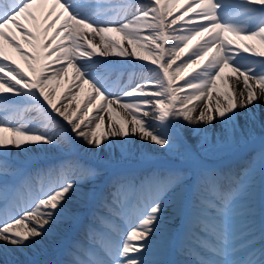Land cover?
Instances as JSON below:
<instances>
[{
	"label": "snow or ice",
	"instance_id": "snow-or-ice-1",
	"mask_svg": "<svg viewBox=\"0 0 264 264\" xmlns=\"http://www.w3.org/2000/svg\"><path fill=\"white\" fill-rule=\"evenodd\" d=\"M136 59L154 67L112 79ZM69 69L58 104L51 86ZM137 141L167 161L144 151L143 175L105 177ZM240 154L239 169L207 159ZM85 211L65 259H39ZM174 252L264 264V0H0V264H173Z\"/></svg>",
	"mask_w": 264,
	"mask_h": 264
},
{
	"label": "bare ground",
	"instance_id": "bare-ground-1",
	"mask_svg": "<svg viewBox=\"0 0 264 264\" xmlns=\"http://www.w3.org/2000/svg\"><path fill=\"white\" fill-rule=\"evenodd\" d=\"M182 11H183V9H181L180 12L174 13V15H180ZM169 19H171V17H169ZM186 19H187V17H186ZM16 39L21 44V46L23 47V49L25 51H31L28 48V45L25 44L23 39L20 37L19 32H16ZM5 47L8 51V53L10 54V56L12 57V59H14L17 63H19L21 65L22 68H25V71H27L26 65L24 64V61L21 59L20 55H18L15 52V50L13 48H11L10 46H8L7 44H5ZM107 59L113 60V59H123V58L109 57ZM131 63L136 64V65L152 66L150 64V61H140L138 59L132 60ZM178 63H179V61H178ZM52 67L56 68V67H59V65L53 64ZM226 72H227V70H226ZM71 76H72V70L69 69L68 77H61L58 83L54 82L53 85L51 86V88L53 90V98L55 100H57L58 104H64V103H68L70 101V96L68 97L67 101L60 99V97L62 95H67V89L69 88V86L71 84ZM179 83L182 84L183 81H180ZM77 92H79L78 88L72 89V94H75ZM86 93H87L86 90H84V92H80V95L78 96L77 101L71 102L72 108H75L77 103H80L81 106L83 107V104L85 102ZM137 144H139L140 147L134 148L132 150L131 155H129L128 158H126L124 160L120 159V150H116L115 159H113L111 161V167L104 168L105 174H109V175L114 174V173L119 174L120 171L123 172V170L126 169L127 167L135 166L136 162H137L136 156L141 155V153L144 151H151L152 152V156L156 159L155 163L163 164L167 161L168 158L163 154L162 150L156 148L155 146L147 145V144H140L139 141H137ZM13 152L15 153V150H13ZM36 155L39 157V159L37 161H34V162H37V165H41V163H43L45 161H48V162L54 161L55 157L57 156V153H55L54 151H50V152H46V153H37ZM102 157L105 160H107V157L104 156V154H102ZM16 159L21 160L22 157H16ZM71 207H73V209H75L77 207V205L75 203H73L71 205ZM169 209H171L172 210L171 212H173L172 207H170ZM87 213H88L87 211L84 212V214L82 215V218L80 220L79 225L75 226L71 232H69L68 234H66L60 238V240L58 241V244L60 246L59 248H57L55 244L50 245L48 247L47 253L45 255L38 257V258L40 259V258H44V257H49V259H58V260L65 259V256L63 255L62 249L64 247H67L68 245H70V243L74 239L75 235H76L75 238H78L77 235L80 234V230L89 225L88 220H86L87 219ZM181 224H182V220L177 219L175 222V225L173 227V231H178L180 229ZM167 259L172 261L173 264H181V262L186 261L185 257H183V253H181V252H174L173 254L169 255L167 257Z\"/></svg>",
	"mask_w": 264,
	"mask_h": 264
},
{
	"label": "rangeland",
	"instance_id": "rangeland-1",
	"mask_svg": "<svg viewBox=\"0 0 264 264\" xmlns=\"http://www.w3.org/2000/svg\"><path fill=\"white\" fill-rule=\"evenodd\" d=\"M210 156H211V155H210ZM211 157H213V156H211ZM140 158H142L141 155H140ZM243 166H244V165H243ZM257 203L259 204V201H258Z\"/></svg>",
	"mask_w": 264,
	"mask_h": 264
}]
</instances>
